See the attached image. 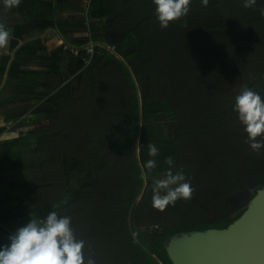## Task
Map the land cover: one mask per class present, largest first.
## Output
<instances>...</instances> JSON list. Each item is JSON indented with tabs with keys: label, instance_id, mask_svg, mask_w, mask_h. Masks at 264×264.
<instances>
[{
	"label": "trees",
	"instance_id": "16d2710c",
	"mask_svg": "<svg viewBox=\"0 0 264 264\" xmlns=\"http://www.w3.org/2000/svg\"><path fill=\"white\" fill-rule=\"evenodd\" d=\"M36 1L22 0L20 10ZM64 1L58 0V4ZM133 1L88 0L91 8L85 11L87 17L108 20L82 24L89 35L72 47L106 42L105 33L117 31L127 44L126 50L121 45L112 47L128 66L103 45H93L88 63L82 60L85 49H79L78 54L67 50L76 57L79 72L71 84L45 98L50 109L29 132L36 140L33 151L39 174L11 203L1 202L0 246L9 244V236L18 227L56 211L59 216L72 218L76 238L86 242V260L91 257L95 264H158L157 260L172 264L165 250L171 235L227 227L246 208L233 210L230 198L246 183L262 180L252 196L264 185V149L259 153L250 149L234 111L235 96L243 87L260 94L255 85L259 73L252 78L243 74L255 66L264 69V15L259 11L264 8V0L247 9L235 0H209L207 7L201 6V0H191L187 15L197 14L184 16L165 29L156 20L152 0ZM45 24L50 27L52 21ZM201 50L212 54L201 55ZM257 50L259 60L252 63L250 54ZM138 61V66L133 65ZM164 65L178 66L181 72L197 70L195 76L184 78L186 86L181 88L200 95L196 102L188 97L189 109L177 113L180 101L167 96L162 86L159 90L154 85ZM129 68L142 90V104L153 101L154 105L151 111L148 105L141 106L138 158V99ZM141 74H146L149 81L145 91L143 80L136 79ZM32 98L20 94L9 101ZM157 112L163 116H154ZM163 118L175 119L164 140L155 134L153 126ZM224 130L229 132L228 141L220 139ZM231 134L236 140L229 138ZM149 144L159 149L156 157L148 155ZM169 156L174 160V171L182 169L190 181L192 197L179 199L164 211L157 210L149 228L143 226L141 202H136L130 215L131 234L128 215L144 180L142 165L155 159L156 168L149 172L143 167V172L166 171L164 161ZM22 166L20 160V169ZM74 177L76 187L66 202ZM149 190L144 188L141 194L148 211L155 209L147 197Z\"/></svg>",
	"mask_w": 264,
	"mask_h": 264
},
{
	"label": "crops",
	"instance_id": "0c3cea01",
	"mask_svg": "<svg viewBox=\"0 0 264 264\" xmlns=\"http://www.w3.org/2000/svg\"><path fill=\"white\" fill-rule=\"evenodd\" d=\"M21 3L22 0L18 6L7 7L0 0V25L10 32L7 46L0 49V204L11 203L38 177L37 155L33 151L36 140L29 132L43 121L41 116L50 109L45 98L70 84L79 72L76 57L63 49V45L72 47L89 35L88 28L82 24L88 26L90 21L108 20L87 17L85 11L91 8L88 0H66L61 4L58 0H39L20 10ZM115 7L112 5V9ZM135 10L133 6V16H136ZM46 20L52 21L50 27L45 24ZM107 33L106 42H102L106 45ZM20 94L33 98L9 101ZM22 120L30 125L20 123ZM20 152L34 155L31 163L28 159L21 160V169ZM30 174L32 178L26 180Z\"/></svg>",
	"mask_w": 264,
	"mask_h": 264
},
{
	"label": "clouds",
	"instance_id": "9594fccd",
	"mask_svg": "<svg viewBox=\"0 0 264 264\" xmlns=\"http://www.w3.org/2000/svg\"><path fill=\"white\" fill-rule=\"evenodd\" d=\"M7 7L18 6L20 0H4ZM154 15L161 29L186 16L190 11L191 0H152ZM209 0H201L207 7ZM256 0H243L244 8H253ZM264 15V8L259 9ZM10 32L0 25V49L7 46ZM234 111L246 133V143L253 152L264 149V99L247 87H243L234 99ZM159 149L148 145V155L156 157ZM168 165L163 179H154L152 187V206L164 211L179 199H191L194 192L183 170L174 171L171 156L164 161ZM155 159H149L146 167L149 172L156 168ZM142 178L147 180L148 173ZM70 216H59L50 211L44 219H31L26 225L18 227L10 236L9 244L0 246V264H95L91 257L85 259V241L77 239L71 226Z\"/></svg>",
	"mask_w": 264,
	"mask_h": 264
},
{
	"label": "water",
	"instance_id": "95a60500",
	"mask_svg": "<svg viewBox=\"0 0 264 264\" xmlns=\"http://www.w3.org/2000/svg\"><path fill=\"white\" fill-rule=\"evenodd\" d=\"M97 44L106 47L127 65L113 47L102 42ZM129 72L137 89L139 117L135 148L138 158L142 104L138 85L130 68ZM141 170L144 173L142 168ZM145 184L144 179L140 192L129 210L128 228L131 234H133L130 222L131 211L140 199ZM165 250L172 264H264V185L256 190L242 214L227 227L175 233L167 239ZM157 263L162 264L159 260Z\"/></svg>",
	"mask_w": 264,
	"mask_h": 264
},
{
	"label": "rangeland",
	"instance_id": "374dc122",
	"mask_svg": "<svg viewBox=\"0 0 264 264\" xmlns=\"http://www.w3.org/2000/svg\"><path fill=\"white\" fill-rule=\"evenodd\" d=\"M237 1V5L238 6H242L243 7V0H235ZM258 0H256L257 2ZM237 7V6H236ZM197 14V13H196ZM195 14V15H196ZM194 13L192 15H186L187 17H192V16H195ZM208 21H215L217 19H207ZM86 35V34H85ZM130 38H132L130 36ZM107 40L108 42L110 43V47H112V44L113 45H121V49L122 50H126V46L127 44L125 42H122L121 41V37L119 34L117 33H113V32H109L107 33ZM152 42V40H151ZM88 44V43H87ZM84 45L83 47H80V48H77L78 50L79 49H87L91 46V42L89 43V45ZM69 48H71L70 46H68ZM63 49L64 48V45L62 47ZM68 48V49H69ZM67 48L65 50H68ZM76 50V53L75 54H78ZM259 52H261V48L259 47ZM257 50V52H258ZM202 51V50H201ZM254 50H251L250 52H252ZM250 52H247L248 54ZM259 52L256 53V54H253L251 53L250 55V61H252V63L255 61V60H259ZM201 55H205V56H209L212 54V52H207V50H203L202 52H200ZM262 54V53H260ZM210 61L214 64L215 63V60H212L210 59ZM140 63L139 61L134 63L133 65L135 66H138ZM177 67L178 66H172V65H164L163 68H162V71H161V74L159 76V79L157 82H154V85L159 87V90L161 88V86L163 87V92L165 94H167V96L173 98L174 100H177V101H180L176 104V111L177 113L181 112L184 108L185 109H189L191 103L190 102H187L188 101V97H192L193 101L196 102L197 98L200 97V95L198 94H192L191 92H184L183 90H181L182 87L186 86L185 82H184V78L185 77H188V76H195V74L197 73L196 69H192V70H189V71H179L177 70ZM259 73V74H258ZM256 74H258L259 76V80L257 81V83L255 84L256 87H257V91H260V95L261 97L264 96V69L263 67H257L255 66L254 69H252L250 72H247L246 74H243L245 76V78H247L246 76H249V78H252V77H255ZM135 77V76H134ZM137 80H143V83H144V86H143V89L144 91L147 89V84L149 83L148 81V77L147 75L145 74H141L139 76L136 77ZM67 80H69V78H67ZM71 84V83H70ZM69 85V84H68ZM67 86V85H66ZM198 91V90H197ZM139 93H140V98H141V104H142V99H143V94H142V90H139ZM161 95V94H159ZM151 97V96H150ZM153 101H149L148 104H142V106L144 105H148V111H151L152 110V106ZM156 109H158V107H156ZM154 116H163V113H159L157 112L156 114H154ZM175 120V119H174ZM174 120H171V119H168V118H163L162 120H159V121H155L153 122V126L155 127L154 129L156 131L155 134L159 136V138H161L162 140L164 139H167V136L170 134V132L172 131L174 125H175V121ZM35 122V121H34ZM20 123H24V120L20 121ZM26 125H30V123H24ZM26 127V126H25ZM169 132V133H168ZM228 133L226 130H224L223 134L221 135L220 139L221 140H224V141H228ZM230 139H232V141L236 140V138H234L233 134H231V137H229ZM215 142H220V140L218 139H215L214 140ZM206 144H204L205 146ZM34 155L32 154H26V153H22L20 152V160H27L28 159V162L31 163L34 159L33 157ZM165 171H160V172H157V173H151L148 175V179L146 180V184H145V188H150V190L148 191L147 193V197L150 199L151 196H152V187L154 186L153 185V180L154 179H163V174H164ZM185 175V174H184ZM21 178V176H20ZM29 178H32V175H26V180H28ZM76 178H72V182H71V185L70 187L68 188V191L65 195V201H69L70 198L73 196V192L75 190V187H76ZM262 180L260 181H252L250 183H246L245 185H243V188L238 192L236 193L234 196H232L230 198V203H231V206L233 208V210H239L241 208H243L244 206L247 205V203L249 202L251 196H252V193L254 191V189L257 187V185H259L261 183ZM147 183H149L147 185ZM147 186V187H146ZM139 202H141V205H140V208L142 210V214H143V226L145 228H149V226L153 223V221L156 220L155 218V212L157 210L155 209H152V210H147L146 209V205H145V202L144 201H141V197L140 199L138 200ZM137 201V202H138Z\"/></svg>",
	"mask_w": 264,
	"mask_h": 264
},
{
	"label": "built area",
	"instance_id": "2783aa9c",
	"mask_svg": "<svg viewBox=\"0 0 264 264\" xmlns=\"http://www.w3.org/2000/svg\"><path fill=\"white\" fill-rule=\"evenodd\" d=\"M87 45H89V44H87ZM93 43H91V46L89 47V48H87V49H85V48H83V49H85L86 50V52H85V54H86V56H84V57H82V60L85 62V63H88V57H91V55L93 54ZM64 48L66 49H68L69 47H68V45L67 44H64ZM68 50H70V52L73 54H75L76 53V50H78L77 48H75V47H71V48H69Z\"/></svg>",
	"mask_w": 264,
	"mask_h": 264
}]
</instances>
